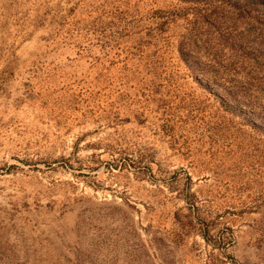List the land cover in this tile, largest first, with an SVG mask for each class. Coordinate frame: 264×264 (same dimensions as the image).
I'll return each mask as SVG.
<instances>
[{
    "label": "rangeland",
    "instance_id": "1",
    "mask_svg": "<svg viewBox=\"0 0 264 264\" xmlns=\"http://www.w3.org/2000/svg\"><path fill=\"white\" fill-rule=\"evenodd\" d=\"M0 264H264V0H0Z\"/></svg>",
    "mask_w": 264,
    "mask_h": 264
}]
</instances>
